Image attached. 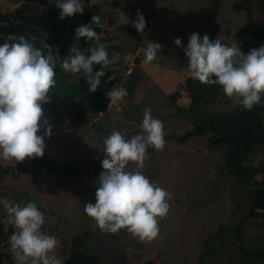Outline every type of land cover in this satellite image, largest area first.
Here are the masks:
<instances>
[{
	"label": "rangeland",
	"instance_id": "1",
	"mask_svg": "<svg viewBox=\"0 0 264 264\" xmlns=\"http://www.w3.org/2000/svg\"><path fill=\"white\" fill-rule=\"evenodd\" d=\"M87 1L89 0H81V3L86 6ZM104 1L106 5L102 8V12L105 14L101 21L104 32L101 34V40L108 47H111L109 49L110 57L115 54L120 56L116 64L105 68L113 72L111 77L105 82L106 85L111 81H115L112 88L121 87L124 80L133 75L125 76L123 73H117L116 67L118 65L126 66L128 64L118 63H123L129 54L134 53L139 42H144L146 36L152 40L153 35L151 34L157 29L149 25L147 32L145 27L144 33L141 34L132 27L131 22L122 24V21L118 20L121 13L128 17L130 21H133L137 18V12L139 11L145 17L146 24L148 19L155 21V26L158 27L161 35L169 40L172 37V32L174 34L175 31H178V33L180 31L179 27L175 25L178 21H181L179 17L195 16L196 22L199 20L205 21L206 17H209L212 22V28H215V30H211V34L208 31L204 32L203 25L199 24V29L198 26H195L196 33L200 36L207 34L210 37L217 32V24L220 23L221 27L216 36L228 45L238 44L236 37L238 32L236 34L235 31H230L225 35L226 28H222V26L230 23L231 27H235V30H237L246 25L248 21L245 12H235L232 8V5L239 0ZM17 5V0H0V12L4 13L7 10H13ZM251 6L253 8L254 22L264 32V0H252ZM89 9L93 10L91 7ZM149 14L152 15V18L148 17ZM170 14H178L179 16L178 18H173L174 22H172L173 20L169 18ZM167 31L169 32L167 33ZM247 39H250L249 36ZM168 60V57L164 59L166 66L168 65ZM137 65L138 61L136 67ZM56 70V76L59 80L63 77L65 82L59 85L57 81L56 87L49 92L50 105L49 102L42 104L44 119L51 124L52 128L50 137L46 136L43 130L38 133L44 136V155L42 157L27 158L24 162L18 163L14 160L6 161L0 158V230L14 228L6 212V205L20 203L23 206L25 202L31 201L44 214L45 224L42 226V231L56 237L58 244L55 249V255L62 259L64 263L68 257L72 239L80 236L85 231H89L91 232V237L85 250L89 254L97 256L99 264H145L149 261L152 264H264V261L248 260L242 257L240 252L241 247L247 251H256L264 246V213L248 221L244 232L239 236L236 233H230L224 242L215 240L209 243L208 247L205 244V239L215 233L220 226L234 227L240 224L241 218L247 216L253 208L248 194L243 192V189L236 188V180L226 172L224 163L220 160L218 153L212 155L206 153L205 150L204 152L209 155L211 163H205L204 166L198 168L199 171L209 168L219 172L214 179V173H210L211 176L207 178L210 182L214 180L215 183L213 184L209 183L193 188L188 187V185H172L183 182L186 173L191 171V168L180 171L177 177L164 176L157 183L159 187L171 193V199L169 200L170 211L167 217L160 221L159 235L151 243H142L125 230H120L116 234L102 233L95 226V222L84 212L86 203L91 202L94 204L96 202L97 180L101 172L90 177L76 174L59 175L43 164L37 169L32 168L25 173L14 176L12 171H17L25 163L36 166L35 161L47 157L60 166L69 165L70 163L78 165L81 173L92 169L85 165L87 160L95 164L97 163L96 161L105 158L104 153L100 149L101 144L112 131L116 130L114 127H117V125L113 124L115 121H113L114 117H112L115 116L116 109L111 111L113 114L108 113L114 105L109 108V101L107 110L104 111L105 116L97 125H93L92 121L97 115L93 119L89 116L92 106L90 104L91 93L85 91L86 85L79 81L76 74L65 73L59 66ZM139 71H141V68H139ZM75 84L79 87L78 90ZM57 88L62 92L61 98L58 97L57 100L51 99V93ZM84 94H87L88 97L85 98ZM161 103V108L156 106L158 104L155 105L156 107H154L152 113L153 118H163L164 112H167L166 110L163 111L164 106L166 108L170 106L173 110L172 104L168 105L165 101ZM57 106L60 107L57 117L48 113V111L55 110ZM233 106L234 104L227 103L225 98H222L210 106L202 107V112L205 116H209L230 110ZM143 107L144 105L139 107L142 115L144 109L147 108ZM149 107L153 108V106ZM73 110L85 113L90 125L85 127L81 122L78 123L79 128L68 129L66 124L70 123L72 119L69 117V111ZM137 112L134 111L133 114ZM121 115H125V113ZM176 115L179 116L175 114L174 119L177 118ZM262 116L264 126V113ZM140 117L141 115L136 120H139ZM179 117L183 118V116ZM170 122L174 123V120H170ZM166 123L167 121L163 122L165 135L172 133L182 135L191 129L190 124L186 123L187 126L184 129L177 127L174 130H167ZM129 128L133 129V127ZM135 130L141 131V129ZM132 131L130 130V132ZM136 134L138 133H126V138L130 139ZM196 139L205 142V137ZM192 140H195V138H192ZM173 143L175 142H171V145L175 147L176 145H173ZM163 151L154 149L148 154H152V158L155 159L160 157L163 163L159 164L166 167L167 172H174V163L177 159L171 157L170 153H173V151L170 153ZM263 155L264 145L254 147L242 158V162L247 163V165H256L260 162ZM131 165L134 167V164ZM189 166L190 164L186 165V167ZM144 173L146 174L147 172L145 171ZM149 175L148 178L150 179ZM173 180L175 181L173 182ZM188 180L194 181L200 180V178L190 176ZM249 189H252L251 185ZM190 190L191 192L187 194L186 192ZM225 190L227 191L225 192ZM252 193L256 205L260 209H264V193L257 191V189H253ZM8 254L14 259L10 250ZM5 264L10 263L5 262ZM13 264H16L15 259Z\"/></svg>",
	"mask_w": 264,
	"mask_h": 264
},
{
	"label": "clouds",
	"instance_id": "2",
	"mask_svg": "<svg viewBox=\"0 0 264 264\" xmlns=\"http://www.w3.org/2000/svg\"><path fill=\"white\" fill-rule=\"evenodd\" d=\"M99 0H89V6L98 5ZM61 21L84 13L81 0H56ZM103 10V9H102ZM122 24L131 22L143 34L146 20L142 13L130 21L123 13L119 15ZM93 25L102 27L101 18L93 15L92 22L75 29L74 42L66 55L61 56L59 48L42 42V49H36L19 37L18 42L0 44V158L6 161L24 162L27 158L44 155V136L52 134L51 124L44 119L43 103L49 101V92L57 84L56 69L65 73H83L88 90L95 93L101 85L104 69L116 64L120 56L109 57L108 45L101 40ZM14 38L9 37V40ZM81 39L91 46L80 45ZM175 45L182 46L176 38ZM158 43L149 42L143 51V63H151L160 51ZM189 59L188 71L192 78L205 85H220L223 93L245 110L261 105L264 99V45L245 54L236 45L227 46L218 38L210 41L192 33L184 48ZM99 65V70L94 66ZM128 95L124 87L112 88L107 92L109 108L116 106L122 111L120 101ZM152 109L143 112L141 131L126 138V132L112 131L103 140L105 158L101 161L102 171L98 177L96 202L84 205V212L102 233L116 234L125 230L142 243H151L160 232V221L170 211L171 193L150 181L144 173L147 149L162 151L165 147L164 124L153 118ZM130 164L134 170H127ZM14 231L9 237L10 251L16 264H64L55 255L58 241L55 236L42 231L44 214L34 202L21 206H5ZM258 214L264 209L257 208Z\"/></svg>",
	"mask_w": 264,
	"mask_h": 264
},
{
	"label": "trees",
	"instance_id": "3",
	"mask_svg": "<svg viewBox=\"0 0 264 264\" xmlns=\"http://www.w3.org/2000/svg\"><path fill=\"white\" fill-rule=\"evenodd\" d=\"M17 1L18 5L13 8V10H7L4 13L0 12V44L5 42H18L19 37H24L34 48L42 49V42L46 41L49 45L58 47L61 56L67 54L70 45L74 42L75 29L78 26L91 23L93 15H98L101 21L103 20L105 13L102 12V8L106 5L104 0H99L98 5L92 6H89V1H87L82 15L77 13L75 16L61 21L59 19V9L56 8V0ZM251 3L252 0H239L233 5L235 12H245L248 17L246 25L237 35L238 44H236L245 54L250 53L252 49H258L264 45V32L254 22ZM90 7L93 10H90ZM93 27L100 36L104 32L103 26L97 27L93 25ZM248 36L250 39H247ZM9 37L14 39L9 40ZM216 39L217 38H212L210 41H215ZM221 43L232 46L225 44L222 40ZM80 45L85 49L91 46L90 44H85L83 39H81ZM109 49H111V47L107 48L108 53ZM42 50L46 55L47 50ZM99 68V65L94 66V70H99ZM104 72L105 75L101 78V85L95 93H91L90 104H92V106L89 114L91 119H93L99 111L107 109L110 101L107 97V92L115 83V81H111L105 85V82L111 77L113 72L108 69H104ZM76 75L79 81L86 85L85 91L89 92V86L84 74L81 72ZM56 80L59 85L65 82L63 77L59 80L56 76ZM78 89L79 87L77 86V90ZM77 90L76 92L78 93ZM183 93H186L190 99V103L187 107H180L178 105V101ZM84 95L85 98L88 97L87 94ZM50 96L51 99L57 100L58 97L61 98L62 92L57 88ZM169 98L176 107L178 114L189 122L191 129L182 135H176L174 133L165 135V141L184 144L192 138L205 137L204 149L206 152L212 155L219 154L218 156L224 163L226 172L236 180V188L240 190L243 189V192L248 194L253 206L251 212L247 216L241 218L240 224L234 227H228L227 225L220 226L215 233H212L205 239L206 246L208 247L209 243L215 240L224 242L230 233H236V235L239 236L244 232L247 222L260 215L256 211V209L260 207L256 205L252 191L253 189H257V191L264 193V155L256 165H247V163L242 162V158L245 157L252 148L264 145L262 116L264 113V99H262L261 105L254 106L252 110L248 111L238 103H234L230 100L223 93L220 85H205L193 78H188L183 84H180L178 89L172 93ZM222 98H225L227 103H232L234 106L230 110L223 111L222 113L209 116L203 114L202 107L210 106ZM59 108L60 107L57 106L55 110H51V112L48 111V113L57 117ZM69 117L72 119L70 123L66 124L68 129L79 128L78 123L81 122L85 127L90 125L87 115H85V113L83 114L81 111H69ZM152 151H154V148L147 149V153ZM102 160L96 161L97 163L95 164L87 160L85 165L92 169L82 173L79 172L78 165L70 163L69 165L60 166L48 157L35 161L36 166L25 163L17 171L12 172L14 176H18V174L25 173L32 168L37 169L40 165L45 164L52 172L59 175L76 174L83 177H90L104 170L102 168ZM133 168L135 169V165ZM250 185L252 189H249ZM14 230V228L0 230V264H5V262L10 264L14 263V259L8 254L10 250L8 240ZM90 237L91 232L85 231L80 236L72 239L69 254L64 264H99V258L89 254L85 250L88 246ZM240 252L242 257L248 260L264 261V246L256 251H247L241 247ZM145 264H152V262L149 261Z\"/></svg>",
	"mask_w": 264,
	"mask_h": 264
},
{
	"label": "crops",
	"instance_id": "4",
	"mask_svg": "<svg viewBox=\"0 0 264 264\" xmlns=\"http://www.w3.org/2000/svg\"><path fill=\"white\" fill-rule=\"evenodd\" d=\"M186 1V0H182ZM233 8V5H232ZM234 10V9H233ZM151 17L152 15L149 14L148 17ZM178 14H170L169 18L170 20L173 18H178ZM216 16V14H215ZM164 17V16H163ZM152 18V17H151ZM181 21H178L175 25L179 27L180 31H175L172 37H170V40L167 37H163L161 35L160 30L157 26H155V21H152L151 24H146V32L148 30L149 25L154 26L157 29L151 34L152 40L147 38L144 42H139L138 46L135 49V52L137 49H146L149 42L158 43L160 47V51H158L156 59L152 61L151 63H143V57L144 53L143 51H140V58L138 60V65L135 69V72L130 77H127L122 87L126 88L128 91V95L124 97V101H120V107L122 108V111H115L116 114L114 117L113 124L117 125V127H114L116 130H120L122 132L126 133H139L135 129H140V124L142 123L143 115L139 111V107L143 106L149 107L153 106L152 113L154 111V107L158 106L161 108L162 103L166 102L168 105L172 104L173 110L170 108H166L164 106L163 111L166 110L167 112H164L163 118L158 117L157 119L161 120L162 122L167 121V130H174L177 127L183 128L187 126L186 123H189L184 117H179L180 115L177 113V110L173 103L171 102L169 96L174 93L180 84H183L188 78H192L191 73L188 71L189 68V59L187 58L184 48L187 47L189 43V37L192 33H196L195 26L203 25V30L208 31L211 34V30H215V28H212V22L210 21L209 17H206L205 21H198L196 22V17H179ZM188 18V19H187ZM148 21V20H147ZM174 22V20L172 21ZM196 22V23H195ZM220 23L217 24V32L213 33L209 37V39L212 38H219L216 36L219 33L221 25ZM223 25V24H222ZM245 26V25H244ZM243 26V27H244ZM176 27V26H174ZM226 28L225 35L229 33L230 31H235L236 34L242 28H239L235 30V27H231L230 23L225 24L222 26V28ZM199 29V26H198ZM213 30V31H214ZM169 31H167L168 33ZM203 32V34H204ZM145 35V34H144ZM143 35V37H144ZM204 35H201V40ZM237 37V35H236ZM145 38V37H144ZM176 38H179L181 40L182 46H177L174 43V40ZM120 49V48H119ZM134 52V53H135ZM134 53H131L127 56L126 60L123 63L118 64H127ZM169 58L168 65L166 66V62L164 61L165 58ZM171 64V65H170ZM139 68H141V71L138 72ZM194 79V78H193ZM150 101V102H149ZM190 103V99L188 98L186 93L182 94V97L178 101V105L180 107H187ZM152 104V105H149ZM158 104V105H156ZM156 105V106H155ZM114 109H116V106L114 105L108 113L113 114ZM134 111H138L137 113L133 114ZM107 113V114H108ZM125 113V115H121ZM151 113V114H152ZM175 114L176 119H174ZM141 115L139 120H136L138 116ZM134 116V117H133ZM170 120H174V123L170 122ZM117 121V122H116ZM177 125V126H176ZM133 127V129L129 128ZM130 130H133L130 132ZM194 139V138H193ZM204 142H201L199 139L192 140L190 139L184 144L180 143H173V145H176L175 147L171 145V142H166L164 151L163 152H172L171 157L174 159H177V161L174 163V172H167L166 167L160 165L163 163L159 157V159L152 158V154L147 153V159L145 161V167L144 172L147 177L149 175L150 181L157 184L161 181L162 177H177L180 171L186 170V168H191L192 170L186 173L185 179L183 182L180 183H174L172 185L179 184V186H185L188 185V187H198L200 185H207V184H213L215 181L212 182L209 181L210 173H214L213 179L219 174V172L214 171L213 169L205 168L204 171H199L198 168L201 166H204V164H210L211 161L209 159V155H207L205 149H204ZM101 148H103V144H101ZM100 148V149H101ZM206 153H205V152ZM105 157V156H104ZM160 163V164H159ZM190 164L189 167H186V165ZM204 168V167H203ZM133 166L130 165L127 170H132ZM158 171V172H157ZM192 173V174H190ZM199 173V174H198ZM190 176H196L197 178H200V180H194L190 181L188 180V177ZM205 178V179H204ZM175 180H173L174 182ZM158 185V184H157ZM171 186V185H170ZM227 190H225L226 192ZM191 192H186L187 194Z\"/></svg>",
	"mask_w": 264,
	"mask_h": 264
},
{
	"label": "built area",
	"instance_id": "5",
	"mask_svg": "<svg viewBox=\"0 0 264 264\" xmlns=\"http://www.w3.org/2000/svg\"><path fill=\"white\" fill-rule=\"evenodd\" d=\"M147 23L151 24L152 20L148 19ZM138 50L139 49L136 50V52L133 54V56L131 57L130 61L128 62L126 66L118 65L116 67L117 73H123L125 76H129L133 74L135 67H136V63L138 59L140 58V52H139V55L137 54ZM104 111L105 110H101L98 112L97 116L92 121L93 125H97L103 119V117L105 116Z\"/></svg>",
	"mask_w": 264,
	"mask_h": 264
}]
</instances>
